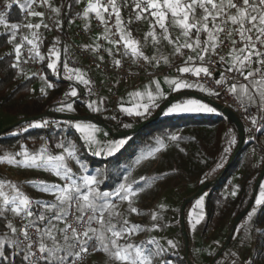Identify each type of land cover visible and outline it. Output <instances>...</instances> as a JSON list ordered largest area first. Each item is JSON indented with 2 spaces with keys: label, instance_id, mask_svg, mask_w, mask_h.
Masks as SVG:
<instances>
[{
  "label": "snow or ice",
  "instance_id": "6c2138e0",
  "mask_svg": "<svg viewBox=\"0 0 264 264\" xmlns=\"http://www.w3.org/2000/svg\"><path fill=\"white\" fill-rule=\"evenodd\" d=\"M37 2L40 7L49 8L59 15L60 8L54 7L51 0H27L26 3H22V0H11V2L5 0V6L9 8L13 4H18L21 7L26 6L28 15L42 18L44 12L31 10L32 4ZM76 2L79 3L80 0H76ZM131 3L133 9L136 10L135 21L149 20V29L144 36L146 42L150 38L155 46L162 40L166 41L173 46L174 55H184L183 49L195 53V55L186 57L184 66L176 68L177 73H191L196 77H212L213 71L206 61H211L213 56H218L219 62L227 65L225 72H237L245 81H248V83L240 84L230 83L228 91L239 92L238 98L241 100L242 106L246 99L248 104L258 105L259 109H264V0H131ZM123 7H128V0H123V2L121 0H87L83 9L84 17L94 13L98 22L104 25V32L101 36L112 45L105 49L108 54L112 56L113 49L120 52V47H122L123 55H131L133 63L142 59L153 67H159L161 62L170 64L166 56L153 55L150 57L145 55L140 41L132 36L129 28V25L133 23V18L129 17L125 21L121 15ZM113 18L114 24L109 27V21ZM42 23V20L37 24L27 23L24 27L29 30L39 29ZM0 24L4 25L6 29L12 30L9 40L14 44L15 62L12 67L23 71L20 68V63L23 41L25 40L31 45L28 49L29 58L32 60L44 59L36 42L39 39L38 33L32 32L33 39H28L25 36L22 37L21 43H15V30L20 25L7 24L2 15H0ZM43 26L48 27L47 24H43ZM56 26L59 28L61 25L57 22ZM112 28H115V32ZM170 28L179 29L180 36L173 39ZM117 34L118 38H116ZM181 37H183L182 41ZM97 39H100V36ZM225 42L231 45L227 53L228 59L224 55L218 54V49ZM84 47L91 48L95 52L101 45L97 44L95 48L91 45ZM52 56L55 57V60H50L47 67L56 71L60 52L56 50L55 45L49 49V57ZM99 59L103 60V57L101 56ZM24 62L27 63V60ZM113 63L116 67H120L122 60L114 59ZM63 68L68 74L67 79L75 78L81 84H90L80 69L69 68L67 63H64ZM219 76L220 78L215 80V84L223 85L228 82V77L224 72L219 73ZM164 82L169 85L172 92L196 88L208 95H219L213 89L206 88L204 84L189 82L179 76L171 78L166 76ZM46 86L53 87L50 83ZM41 92H45V89L42 88ZM65 96L78 97L76 88H71L69 92L65 93ZM129 96L138 98L140 102L132 107H124L121 104L120 110L128 116L146 118L151 114V109L159 106V101L165 98V93L160 87V82L152 80L143 91L131 92ZM102 103L103 99L99 104L97 101H92L88 103L87 107L94 113L100 112L102 109L99 105ZM55 111L72 112L74 111L73 104H62ZM216 111V108L198 99L188 98L171 103L166 110H163V115L215 113ZM112 118L115 119V117ZM250 119L255 126L257 124L256 117L252 116ZM261 119H264V116ZM48 123L47 120L30 123L28 128L46 127ZM56 123L59 127V122ZM64 124L74 128L80 134L79 138L84 142V147L97 157L114 158L130 139L100 141L96 134L101 130L91 121H65ZM123 127L129 128L131 125L125 124ZM19 131H27V129ZM179 138L177 134H172L167 139L175 142ZM157 144L159 147L139 155L134 161L135 165L154 157L157 152L166 147L163 138L158 139ZM234 144H236V139L233 136L227 140L221 161L232 150ZM56 147L61 151L55 155L49 151L46 145H42L35 152H30L26 146L21 145L19 152L0 154V164L29 169L42 168L64 181L62 185L48 184L43 180L26 181L38 191L50 193L54 197L52 201H47L33 199L21 190L18 183L0 178V220L4 221L3 230H0V264H83L90 249L92 252L103 251L114 264H154V258L162 255L166 249H163L154 239L147 243L155 244V250L146 247L144 242L140 244L131 242V236L140 231L141 226L138 224L129 226L127 219L113 222L119 213L114 211L116 204L111 198L116 197L120 201H127L129 211L139 214V210L132 206L133 198L145 189L134 188L133 184L136 182L129 183L125 176L113 190L101 191L99 185L102 181L98 179V176L102 174V170H96V174H87L88 166L80 160L74 142L67 141L65 143V140L62 139L56 144ZM17 157H21V159H17ZM70 160L79 164L81 169L79 176L73 173L69 166L68 161ZM222 166L220 163L217 168ZM236 194L237 191L234 188L231 195L235 196ZM203 202L204 197L202 196L196 203L202 207ZM261 206H264V184L260 185L255 206L248 213L249 221L253 220L257 209ZM202 218L201 215L196 219L192 227L195 228ZM17 219L20 221L19 224L15 223ZM152 219L155 221L157 214L153 213ZM152 227L155 229L159 225L153 224ZM253 230L264 235V229H254L252 225H249L246 230V240L251 239L250 233ZM122 240L125 242L121 243ZM167 244L171 248L177 246L172 240H168ZM260 258L264 260V253H261ZM244 264H256V257L252 256L246 259Z\"/></svg>",
  "mask_w": 264,
  "mask_h": 264
},
{
  "label": "trees",
  "instance_id": "16d2710c",
  "mask_svg": "<svg viewBox=\"0 0 264 264\" xmlns=\"http://www.w3.org/2000/svg\"><path fill=\"white\" fill-rule=\"evenodd\" d=\"M67 2L69 5L66 16L69 18L78 10L77 6L79 3L74 1L71 4V0H51L54 7L60 8V14L63 12L64 5ZM21 8L22 7L18 4H13L12 7L8 8L4 16L6 23H13L19 20L21 18ZM121 15L125 21L128 20L127 7L121 9ZM34 18L32 22L35 21ZM129 28L132 32V36H135V31L131 24ZM11 31L12 30L0 32V109L17 116V119L45 113L46 115L35 120H38V122L47 120L49 123L46 127L28 128L30 123H34V120H29L0 134V154L5 152H19L21 145L26 146V148L31 151H34L35 146H40L41 148L42 145H46L51 153H57L61 151V149L56 147L59 141L62 139L65 140V143H67V141H72L78 149L79 158L89 165L88 173L91 174L94 173L97 168H103L105 175L104 178L101 179L102 183L99 185V189L101 191H111L115 188L116 181L122 182L123 176L134 169L131 163L132 159L141 154V152H144L153 142L160 138L166 140L172 134H177L180 137L179 140H195L198 147L196 150L198 162L205 165L208 162L214 163L219 160L231 132L237 130L235 124L221 113H192L190 115L171 114L166 116L163 115L162 112L155 121L147 124L137 132L132 133L134 138H132L130 142V153H126V150H124V154L119 153L114 158L93 156L81 143L79 134L74 128L57 129L54 127L55 129L49 130L50 124L57 125L55 124L56 122L64 123L63 118L58 115L61 112L55 111L56 108L60 107L62 104L73 101L75 103V111L72 114L80 116L93 115L95 116L94 121L106 122L114 131L130 129L155 114L151 113L147 115L146 118L140 117V119H138V117L134 118L124 113L120 123H113L104 118V113L107 111L111 102L110 98L103 108V113L99 115L92 114L91 110L87 107L88 103L84 99V97L88 98L89 88L92 87V83L89 84L87 92L81 89V92L78 93V97H66L65 93L69 92L74 85L67 81L65 76H63V79L59 77V61L57 62L56 71L47 67L50 60L54 59L53 57H49L47 41L39 48L40 54L44 56V76L37 77L29 75L24 71L21 72L20 69L12 67V64L15 62V53L13 51L14 44L9 42ZM27 34L30 35L31 30L28 29ZM180 60L181 56L173 63L184 62L183 60L179 62ZM40 81H43L44 84L35 91V86ZM49 83L52 84L53 87L48 88L46 85ZM42 88L45 89V92H41ZM186 90L188 92H197L207 96L206 92H201L196 88ZM236 94L239 97V92ZM243 103L247 104L248 102L245 99ZM163 104L164 103L160 104L158 109ZM262 116H264V109H261V117ZM134 119L136 123L133 124L132 127H123V121ZM261 120L262 127L258 134L259 142L246 137L243 146L234 158L229 169L222 173L219 178L211 182L207 201V214L204 221L201 225H196L191 233L186 230L189 238L188 256L185 253V249H183L177 253H170L167 259L160 264H210L216 257L218 251L225 244L229 232L237 218H239V221L234 227L232 238L221 254L216 257L213 264H234V262L235 264H244V261L252 256L256 257V264H264V260L260 258L261 253H264V235L253 230L250 233L251 239H245L246 230L249 225H252L254 229H264V206L259 207L253 220L249 221L248 213L251 211L252 207L255 206V197L248 211L241 216V213L253 198L256 180L264 166V158L262 157L264 153V119ZM160 122H167V129L154 131L155 133L148 130L150 125ZM25 128L27 131H19ZM199 130L206 133V135H199ZM17 159H21V157H17ZM120 165L125 166L126 170L123 171ZM240 170L245 171L244 180L239 183L238 187L235 186L237 194L232 196L231 192L233 190H227L226 185L233 175ZM139 178L141 179V177ZM204 182H207V179L203 177L202 180L193 185L194 190ZM111 199L116 200V197H112ZM128 206L129 204L118 212L119 216L113 219L114 223L117 220L122 221L124 219L130 222L127 213L130 212ZM114 211L116 212V208ZM126 214L128 215L127 218H125ZM3 224L4 221L0 220V230H3ZM210 230L213 231L209 234ZM207 241H209L210 245L207 244V249H205L204 242ZM124 242L123 240L121 241V243ZM203 249L207 251L205 254L202 252ZM88 264H114V262L103 251H91Z\"/></svg>",
  "mask_w": 264,
  "mask_h": 264
},
{
  "label": "rangeland",
  "instance_id": "374dc122",
  "mask_svg": "<svg viewBox=\"0 0 264 264\" xmlns=\"http://www.w3.org/2000/svg\"><path fill=\"white\" fill-rule=\"evenodd\" d=\"M74 1L76 0H71V4ZM127 8H128L127 18L128 19L129 17L133 18V23H131L135 31V36L133 37L140 41L142 51L145 53V55H148L150 57L153 55L166 56L168 57L170 63L176 62L180 56H181V60L184 61L188 55H195V53H192L190 50H187V49L182 50L184 52V55H179V54L174 55L173 46L163 40L161 41L160 44L155 45V46L152 44L150 38L146 42L144 39V36H145V33L149 29V20L144 19L140 21H135L134 16H135L136 10L133 9L131 0H128ZM37 11L40 12V8H37ZM197 14L199 15V11ZM36 18H34L35 21H33L32 24L33 23L37 24L39 22L40 17H36ZM7 24L10 25L12 23H7ZM33 31L34 30L32 29L31 33ZM157 31L159 32V29H157ZM170 33L173 39L180 36V30L176 28H170ZM180 39L182 41L183 37H181ZM181 60L179 62H181ZM64 63H67L69 68L80 69L81 72L85 75V78L90 81V84L99 78V72L96 69L85 66L83 62L80 61L79 58L76 56V54L73 51L68 49V46H66V55H65ZM62 74L63 76L66 77L67 81L73 83L74 88H76V90H78V86H80L83 91L87 92L89 85L81 84L75 78H73L72 80L67 79L68 74L65 73L64 68H63ZM157 81L160 82V87L161 89L163 88L162 90H164V88L166 87L167 88L169 87V85L164 82L165 77H159ZM43 84H44L43 81L38 82V84H36L35 86V91H37L39 87L43 86ZM111 92L112 91L109 88L103 89V91L101 92L97 100H93L90 96H88V98L84 97L87 103L92 102V101H97V103L99 104L100 100L103 99V103L99 105L102 110L100 112H95V113L91 111L92 114L99 115L103 113V108L105 107L106 102L110 100L109 98H111ZM174 96L175 95L165 100V102L172 99ZM188 98H192V97H186V98L178 97L172 103L177 102L178 100H183V99H188ZM198 100L202 101L203 103L208 104L211 107H214L209 102H206L202 99H198ZM139 102L140 101L138 98L134 96H129V94L118 99L119 106L123 104L124 107H132ZM68 103L73 104V108L75 111V106H74L75 103L73 101H70ZM170 104H168L166 108L170 106ZM159 109L157 107L153 108L151 109V113L157 114ZM74 111L72 112L64 111L61 113H71L72 114ZM215 113H219L218 110ZM185 114L190 115L192 113H178L176 115H185ZM138 119H140V117H138ZM16 120H18L17 116L0 109V128L7 126L15 122ZM63 120L64 122L65 121H73V122L91 121L93 124L97 125L99 129L101 130L100 132L96 134L97 138L100 141L130 138L129 142L120 150L119 153H123L124 150H126L125 151L126 153L131 151V148L129 147L131 145L130 142L132 138H134L133 134H130L127 136H114L106 128H104L101 124H99L98 122L94 120L88 119V118L63 119ZM36 122H38V120H34V123ZM135 123H136L135 119L123 121V125L129 124L131 125V127ZM59 125L60 126L58 127L57 125L50 124L49 130H52L55 128L57 129H60V128L67 129L68 128L67 126H65L64 123H59ZM167 127H168L167 122H160L154 125H150L148 127V130L151 131L152 133H155L154 131H162L163 129H167ZM199 132H200L199 135H206V133H203L201 130H199ZM233 136L236 139V144H234L232 146V150L226 156H224L223 161H221V157L223 155L222 153L218 161L214 163L208 162L207 164L202 165L198 162V154L196 152L198 147H197V144L195 143V140H178V141L173 142L168 139L164 140L166 147L161 149L159 152H157L154 155V157L144 160L139 165H135L134 163L135 159L139 155L146 154L149 150L159 147V145L157 144V141L153 142V144L147 148L148 150L146 149L144 152H141V154H139L137 157L132 159V162H131L132 167L137 170L136 178L133 180L136 183L133 184V187L134 188H144L145 190L140 191L138 195L135 198H133L132 206L136 207L139 210V214L127 212L129 216L127 214L125 215V218H127L128 216V219H130L129 226L133 224H138L141 226V230L134 233L131 236L130 238L131 242L135 244H140L141 241H139L138 238L145 230L147 237L144 240V242L147 244L148 247L153 246L154 244H148L147 242L154 239L163 249H166V251L163 252L162 255L159 256L161 263H163L167 259V256L170 253H177L185 249V240H184V237L181 231V224H180L181 207L184 201L188 198V194L191 191L193 193L198 189L197 187L194 190L193 185H195L197 182L202 180L203 177L206 178V174H207V178H206L207 181L214 179L220 174V171L225 167L233 150L237 146L238 137H237L236 131H232L228 139H231ZM80 141L84 145V142L81 139ZM39 148L40 146H35L34 151H31V150L29 151L35 152L39 150ZM86 150L88 151L87 148ZM59 152L60 151H58L57 153H52V154L55 155V154H58ZM88 152L92 154L90 151ZM78 156H79V153H78ZM99 157L107 158L105 156H99ZM68 163H69V166L72 168V170H75L73 171V173L79 176L81 174L80 166L79 168L76 169V167L79 164H77L73 160L68 161ZM220 163H222L223 166L217 168V165ZM87 166L89 167V165ZM120 168L123 171L126 170V167L123 165H120ZM96 170H98V168ZM96 170L94 173H91V174H96ZM99 170H102V174L98 176V179L101 180L104 178L105 174L103 172V168L102 169L100 168ZM138 173H139V177L144 178L143 180H141L138 177ZM244 173H245L244 170H240L239 172L236 173V175H233L230 181L237 187L239 183H241L244 180ZM87 174H90V173H87ZM0 178L7 179V180L18 183L21 187V190L33 199H41V200H47V201H52L54 197L50 193L38 191L36 188L26 183V181L43 180L47 182L48 184H61V185L64 183V181L61 180L59 177L55 176L51 172L48 173L44 171L42 168L41 169H29V168H24L21 166L15 167L13 165H8V164H0ZM118 182L119 181H116V185L118 184ZM261 184H264V177L261 181ZM209 192H210L209 188L203 189L194 198L188 201L185 207V231L187 230L189 233H191L193 229L192 224L195 223L196 219H198L201 215L203 216V218L200 219V222L196 225H201L202 222L204 221L205 216L207 214V201H208ZM259 192H260V188L257 191L256 197L259 195ZM202 196L204 197V202H203V206L200 207L197 205L196 202ZM112 201L116 204V212L123 210V208H125L128 204L127 201H120L117 198H116V202H115V199ZM153 213L157 214V219L155 221H153L152 219ZM153 224H157L159 225V227L153 229L152 227ZM210 233L211 232H209V234ZM168 240L174 241L177 245L176 248H171L167 244ZM207 244L210 245L209 241L204 242L205 249H207L206 248ZM154 248H156V246H154ZM202 252L203 254H205L207 251L203 249Z\"/></svg>",
  "mask_w": 264,
  "mask_h": 264
},
{
  "label": "built area",
  "instance_id": "2783aa9c",
  "mask_svg": "<svg viewBox=\"0 0 264 264\" xmlns=\"http://www.w3.org/2000/svg\"><path fill=\"white\" fill-rule=\"evenodd\" d=\"M9 2H11V0H9ZM22 2L26 3L27 0H22ZM86 3L87 0H80L79 5L77 6L78 10L69 18L66 16V11L69 5L68 2L65 3L63 12L59 15L52 12L49 8L40 7L38 2L36 4H32L31 10L37 11V8H40V12H44V16L42 18L40 17L38 22L41 23V20L43 21L41 27L39 29H33V32L38 33L39 39L36 42L39 48L45 41H47L48 52L53 45H55L56 50L60 52L59 64H61V66L59 77L61 79H63L62 71L66 55V46H68V49L76 54L85 66L96 69L99 72V78L92 83V87L89 90V96L93 100H97L103 89L109 88L112 91L110 98L111 102L107 111L104 113V118L106 120L113 123L121 122L124 112L120 110L118 103L119 98L137 90L142 91L146 84L152 80H157L159 77L179 76L189 82H199L204 84L206 88L213 89L215 92L219 93V95L207 94V96L213 102L233 110L244 125L246 137L259 142L258 134L262 127L261 109H259L258 105L243 103L244 106H242L238 95L228 91L230 83L240 84L248 83V81H245L244 78L237 72H225L224 70L227 65L220 63L218 56H213L211 61H206L210 69L213 71L212 77H196L191 73H177L176 68L178 66H184V63L163 64L161 62L159 67H153L142 59L138 60L137 63H133V57L131 55H123L124 49L122 47H120V52H116V50L113 49V55L110 56L105 49L112 47V45H110L108 41L103 39L101 36L104 32V25L98 22L94 13H90L87 20L83 16V9L85 8ZM8 8L9 7L5 6V0H0V15H2L3 18ZM77 13H80V15H77ZM33 18V16L28 15V8L26 6L21 8V18L12 23L20 25V27L15 30V43H21L22 37L25 36H27L28 39H33L32 33L28 35V28L24 27L25 24L32 23ZM57 22L61 25L59 28L56 26ZM43 24H47L48 27L45 28ZM113 24L114 18L109 21V27H112ZM1 30L2 24H0V32ZM112 30L115 32V28H112ZM98 36H100V39H97ZM116 38H118V34ZM221 38L223 39V37ZM97 44L101 45V47L95 52L92 51L91 48L86 49L84 47L85 45H91L95 48ZM30 47L31 45H29L26 40L23 41L20 68L29 75L42 77L45 74L44 62L38 58L36 60L29 58L28 49ZM230 47L231 45L228 42H225V44L218 49V54L224 55L226 59H228L227 53L229 52ZM101 56L103 57V60L99 59ZM52 57L54 58L53 60H55V57ZM114 59L122 60L120 67H116L114 65ZM25 60H27V63L24 62ZM221 72H224L225 76L228 77V82L223 85H217L215 84V80L220 78L219 73ZM78 89L80 93L81 90L79 87ZM252 116H255L257 119V124L255 126L252 124L250 119ZM112 117H115V119ZM236 133L238 135L237 130ZM262 156L264 158V154ZM77 168H79V165L76 169ZM129 173L124 175L123 178L127 176L128 182L132 183V181L136 178L137 170L133 169ZM226 188L231 191L235 188V185L231 181H228ZM15 222L17 224L20 223L18 219ZM212 231L213 230H210V232ZM146 235V231L144 230L138 240L144 242L147 237ZM145 246L148 247L146 243ZM154 246L156 245L154 244L149 247L155 250ZM90 254L91 249L89 254L86 255L83 260V264L89 263ZM160 263L159 257L154 258V264Z\"/></svg>",
  "mask_w": 264,
  "mask_h": 264
},
{
  "label": "water",
  "instance_id": "95a60500",
  "mask_svg": "<svg viewBox=\"0 0 264 264\" xmlns=\"http://www.w3.org/2000/svg\"><path fill=\"white\" fill-rule=\"evenodd\" d=\"M186 95H190V96H193V97L202 99V100H204V101L209 102L210 104H212L218 110L219 113L227 116L235 124L236 129H237V132H238V143H237V146L233 150V152H232V154H231V156H230L227 164L225 165L224 169L222 170V172L217 177H215L214 179H212L210 181H207V182H204L203 184H201L195 192H193L192 194H190L188 196V198L184 201V203H183V205L181 207V211H180V224H181V231H182V234H183V237H184V240H185V253L188 256V254H189V238H188V234L185 231V207H186L188 201H190V199L194 198L203 189L209 188L211 182H213L214 180H216L217 178H219L220 175L222 173L226 172L229 169V167L231 166L234 158L237 156L238 152L240 151V149L243 146V144L245 142V139H246L245 128H244V125L242 124L240 118L237 116V114L233 110H231L229 108H226V107H223V106H221V105L213 102L208 96L202 95V94L197 93V92H189V94L188 93H183V94L175 95L172 99L168 100L167 102H165L160 107V109L157 112V114H155L154 116H152V117H150V118H148L146 120L141 121L140 123L136 124L134 127L130 128V129H127V130L114 131V129L110 125H108L106 122H103V121H97V122L99 124H101L104 128H106L114 136H127V135H130L132 133L137 132L138 130H140L141 128H143L144 126H146L147 124L155 121L160 116V114L163 112V110H165V108H166V106L168 104L172 103L178 97H183V96H186ZM44 115H46V114L43 113V114H38V115H33V116H28V117L20 118V119L16 120L15 122H13V123H11V124H9L7 126H4V127L0 128V134L5 133L9 129H11V128H13V127H15V126H17V125L25 122V121L39 119V118L43 117ZM58 115H59V117H61L63 119L88 118V119H91V120H95V116H93V115L80 116V115L71 114V113H60ZM263 177H264V166H263L262 171H261V173L259 174V176H258V178L256 180V184H255V187H254V190H253V198L250 201L249 205L243 210V212L241 213V216L244 215L248 211V209L250 208V206L252 205V203L254 201V198L256 197L258 188L260 186V183H261ZM238 221H239V218H237L235 220V222L233 224V227L231 228V230L229 232V235H228V238H227L225 244L218 251L216 257L219 256L221 254V252L224 250V248L228 245L230 239L233 236L234 227L238 223ZM216 257L211 261L210 264H213L215 262Z\"/></svg>",
  "mask_w": 264,
  "mask_h": 264
},
{
  "label": "crops",
  "instance_id": "0c3cea01",
  "mask_svg": "<svg viewBox=\"0 0 264 264\" xmlns=\"http://www.w3.org/2000/svg\"><path fill=\"white\" fill-rule=\"evenodd\" d=\"M89 17V16H88ZM88 17H85L86 18V20L88 19ZM8 30H10V29H6L5 27H4V25H2V30H1V32L2 31H8ZM184 63V62H183ZM195 63H197V62H195ZM79 88H80V90L82 89L80 86H78ZM163 89V88H162ZM78 91V93H79V89L77 90ZM164 93L166 92V94H165V98L164 99H162V100H160L159 101V106H160V104H162V103H164L165 102V100H167V99H169L170 97H172L173 95H179V94H183V93H188L189 94V92L186 90V89H182V90H180L179 92H172L171 91V89L168 87H166V88H164ZM186 97H192V98H196V97H193V96H190V95H186V96H183V98H186ZM182 98V97H181ZM197 99H199V98H197ZM248 104V103H247ZM158 106V107H159ZM157 107V108H158ZM134 118H137L136 116H133ZM248 138V137H247ZM243 172V171H242ZM236 175V174H235ZM192 193V191L188 194V196L190 195Z\"/></svg>",
  "mask_w": 264,
  "mask_h": 264
}]
</instances>
